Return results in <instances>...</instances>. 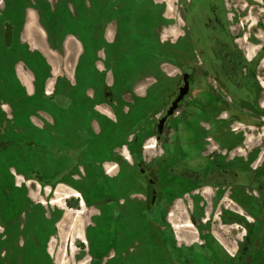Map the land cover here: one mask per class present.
I'll list each match as a JSON object with an SVG mask.
<instances>
[{"label": "flooded vegetation", "instance_id": "flooded-vegetation-1", "mask_svg": "<svg viewBox=\"0 0 264 264\" xmlns=\"http://www.w3.org/2000/svg\"><path fill=\"white\" fill-rule=\"evenodd\" d=\"M87 1L66 0V5L60 2L54 7L49 0H7L2 46L9 51L15 45L29 65L23 60L24 68L18 69V95L0 81V98L22 100L7 112V119L0 114V147L7 149V156L31 162H8V174L7 169L3 173L10 180L19 177L26 185L43 187L45 196L51 193L52 197L33 203L27 191L0 190V264L55 263L49 244L58 222L50 219L45 205L62 206L63 200L77 193L62 194V186L79 191L75 205L84 208L82 196L89 193L86 204L97 211L82 240L87 250L95 252L89 264H264V148L248 144L251 140L243 138L246 131L234 124H245L248 130L262 127L251 117L260 115L241 105H251V86L241 87L250 84L247 75L252 79V65L242 60L229 32L226 0H175L183 10L180 35L172 42L181 46L176 51L181 56L176 66L179 75L165 78L159 59L160 68L154 69L164 78L153 75L151 80L124 76L118 80L113 70L108 77L94 75L86 62L91 59L86 39L91 40L102 22L105 2L94 0L100 5L85 6ZM29 9L43 25L51 49L63 55L68 33L79 42L70 81L55 76L43 55L25 43L43 49L32 14L22 33ZM163 16L169 31L173 16ZM113 53L108 50L105 55L111 60ZM46 54L54 65L52 55ZM251 56L252 52L247 58ZM41 65L46 67L44 76ZM47 80H51L50 92L45 91ZM185 81L187 93L174 113L167 115ZM118 92L129 94L132 104L143 105L149 99L155 119L150 125L153 138L148 141L154 140L153 145L140 148L138 132L127 138L123 128L110 125L108 119H117L114 96ZM245 111L250 115L245 116ZM28 112L31 127L25 129ZM10 120L14 126L9 129ZM140 149L152 150L145 158ZM205 195L209 209H220L221 224L238 238L233 237L231 246L218 237L212 244L197 231L207 221L201 200ZM226 200L229 203L223 204ZM182 215L188 220L180 224L176 219ZM183 231L194 239L190 245L179 243L185 240ZM206 242L210 252L204 255ZM157 246L162 253L156 252Z\"/></svg>", "mask_w": 264, "mask_h": 264}, {"label": "rangeland", "instance_id": "rangeland-1", "mask_svg": "<svg viewBox=\"0 0 264 264\" xmlns=\"http://www.w3.org/2000/svg\"><path fill=\"white\" fill-rule=\"evenodd\" d=\"M42 1L43 0H38V2ZM103 1L105 2V11L102 22L96 25L94 32H92L91 40L86 39V51L91 57V59L86 62L89 68L92 69L94 75H107L108 77V71L113 70L118 80H120L122 76H124L123 78L125 79H134L138 77L151 80L154 78L153 75L156 77H163L158 74V69H154L160 68L158 60L161 59L163 62L162 68H164L161 74L165 75V78H177L179 71L176 69V66L180 65L181 56H179L176 51L180 50L181 46L180 44L172 42L177 40L180 35L179 27L182 26L181 22L178 20L179 16L183 15V10L178 6V3H176L175 0ZM167 6L169 9L166 11ZM223 8L227 15L229 32H231V36L235 40V46L246 62H254V65L251 66L252 78L255 79L254 87L251 89V103L254 104L256 108L264 110V0H260V2L254 0H226L223 2ZM164 13L167 16H173L172 29L169 31L165 28L166 19L163 16ZM5 19H7V0H0V81L5 84L7 83V86L12 88L14 93L18 95L20 93V88L17 83L18 69L24 68L22 66L23 60L26 62L27 66L29 65V61L26 60L21 51H19V48H16L15 45H13L12 50L11 48L8 49L9 51L2 46V32L4 30L5 24L3 25V23ZM13 20L14 23L17 24L18 17H13ZM13 36L15 38L16 35L13 33ZM254 46L258 47L255 48ZM108 50L114 51L111 60L105 55V53H108ZM250 52H252V56L248 59L247 56ZM45 68V65H41V76L45 75ZM247 79L252 83V79H250L248 75ZM126 87L127 86H123V89ZM213 89L215 90V87ZM50 91L51 89H49V92ZM121 93L120 95L118 92L114 96V100L117 103V119L116 121H114V119H108L113 123V125H110L112 127L118 126L123 128V132L127 133V135L123 136L127 138H130L133 132H138L140 148L142 145H153L154 140L148 141L150 138H153L150 125L155 119L154 116H151L152 112L149 108L151 105L149 99L143 100V105L132 104L129 94H124V92ZM220 95H223V93H218V97ZM21 101L20 96L17 99L15 97H10L8 100H4L1 97L0 114L7 119V112L18 107L22 103ZM29 101L33 100L29 99ZM31 104H33V102H31ZM3 105L7 107L2 108L1 106ZM235 108L240 110L238 105ZM27 109L28 111H33V108L30 110V106H28ZM220 111L223 115L226 114L222 108ZM244 114L245 116L250 115L247 111H245ZM30 115L32 114L28 112L23 119L25 129L31 127ZM251 117L254 121L259 123L257 127H262V129L248 130L245 124L240 125L237 122L234 124V127L246 131L247 134L243 136V138L251 140H247L248 144L264 148V116L252 114ZM1 120L2 119H0V122ZM8 123L9 129L14 126L13 121L10 120ZM250 127L253 128L256 126L251 124ZM140 150L142 152L144 151L145 158H148V151L152 149ZM8 162L31 161H18L12 155L7 156V149L0 147V190H24L28 192L31 198L30 200L33 203H38L40 201L48 202L52 194L50 193L48 197L45 196L43 187H37L33 183L26 185L25 181H21V179L17 180L19 177L15 180H10L7 175ZM6 169L7 174L6 172L3 173ZM25 172L26 171L22 172V174H25ZM113 172L112 170L108 174L111 175ZM140 180H142L141 177ZM79 182L81 181H77V183ZM76 185L83 187L80 184ZM71 189L73 188L62 186V194L68 193L71 195L73 193L72 191L79 193V191ZM88 195L85 194L84 197L82 196L85 208L75 205L77 203L75 200L77 199L79 201V198L76 197L63 200L62 206H58L57 204L45 205L48 208L47 214H49L50 219L52 221L56 219L58 222L57 227L54 228L53 226L54 230L50 232L49 254L51 260L55 262L54 264H89L90 254L94 251L87 250V245L83 243L82 240H85V229L89 228L91 219L93 216H96L97 211L87 206L85 198ZM66 197L68 196H65V198ZM205 197H207V195L202 197L201 200L204 202V210L207 212L203 218L207 219V221L201 223L205 225L200 228L198 227L197 231H202L205 234L203 238L207 239V241L211 240L210 243L215 242V244H217L216 237H218L225 245L231 246L230 241H232L234 237L233 230L221 224L218 219L221 217V214H219L221 210L211 211ZM228 203L229 201L226 200L223 204ZM52 211H54L53 215L50 214ZM177 212H183V210H178ZM181 218L182 219H176L180 224L184 223L187 219L183 215ZM183 233L185 240L179 241V243L190 245L194 242V239L192 240L187 232L183 231ZM81 235H83V238H81ZM159 238L160 236L157 232V245H159ZM234 238L238 241V238ZM208 245H210L209 242H206L204 255L210 252ZM159 246H157L156 252L162 253Z\"/></svg>", "mask_w": 264, "mask_h": 264}, {"label": "crops", "instance_id": "crops-1", "mask_svg": "<svg viewBox=\"0 0 264 264\" xmlns=\"http://www.w3.org/2000/svg\"><path fill=\"white\" fill-rule=\"evenodd\" d=\"M49 1H50V4L54 7L60 5V2H64V4L66 2V0H49ZM91 4H93L94 6L100 5L99 2L94 1V0H90V1H87L85 6H88V5L91 6ZM72 8L73 7L71 6V4H68V10L70 11V13H73V11H71ZM29 14H32L34 17V21L32 24H33V27L35 28V30L40 34L43 49L40 47L39 48L38 47L32 48L30 46L29 42H27V41H25V43L29 46V48L31 50L43 55L44 59L51 66V69L53 70V74L55 76H57V77H58V75L64 76L67 80L70 81L72 79L71 73L73 71V64L75 63L74 62L75 55H76L77 51H79V49H80L79 42L74 37V35H71L68 33L67 35H65L64 40H63V44H62L63 55L61 53L59 54L56 50L51 49L49 47L47 37H46V33H45V29L43 28V25L41 24L40 20L38 19L37 15L35 14L34 10H31V9L27 10V16H26V19L23 23L22 33L25 31V29L28 25ZM22 39H23V34H22ZM68 43L70 44L69 46H68ZM46 53H49L50 55H52L54 65H53V63L51 64V62L48 60V58L46 57V55H47ZM57 57H60V61L58 60ZM55 66L57 67L56 71H55ZM51 86H52L51 80H47L45 83V91H49Z\"/></svg>", "mask_w": 264, "mask_h": 264}, {"label": "water", "instance_id": "water-1", "mask_svg": "<svg viewBox=\"0 0 264 264\" xmlns=\"http://www.w3.org/2000/svg\"><path fill=\"white\" fill-rule=\"evenodd\" d=\"M186 78L187 76L185 75L184 79L186 80ZM187 90H188V83L185 81V84L180 88L177 98L174 100L171 108L168 110L167 115H171L174 113L175 109L178 106V103L183 100L185 94L187 93ZM163 123H164V119L159 121V125H158L159 133L163 130Z\"/></svg>", "mask_w": 264, "mask_h": 264}, {"label": "trees", "instance_id": "trees-1", "mask_svg": "<svg viewBox=\"0 0 264 264\" xmlns=\"http://www.w3.org/2000/svg\"><path fill=\"white\" fill-rule=\"evenodd\" d=\"M236 49H237V47H236ZM237 50H238V49H237ZM238 52H239V54L241 55V53H240L239 50H238ZM241 57H243V56L241 55ZM242 60L245 61L243 58H242ZM245 62H246V61H245ZM246 63H250L251 65H254V62H253V61H252V62H246ZM247 84H248V83H247ZM254 84H255V79L252 78V83L248 84L247 87H241V89H242V88H248V87H250V86H251V88L253 89ZM241 105L244 106V107H248V108L250 107V109H251L252 111H255L257 114H259V115H261V116H264V110H260V109L256 108V107L254 106V104H252V103H251V105H250V103H244V102H241Z\"/></svg>", "mask_w": 264, "mask_h": 264}, {"label": "bare ground", "instance_id": "bare-ground-1", "mask_svg": "<svg viewBox=\"0 0 264 264\" xmlns=\"http://www.w3.org/2000/svg\"><path fill=\"white\" fill-rule=\"evenodd\" d=\"M149 148H151V146H150ZM72 196H74V197H78L79 195H78L77 193H74ZM82 205H83V204H82Z\"/></svg>", "mask_w": 264, "mask_h": 264}]
</instances>
